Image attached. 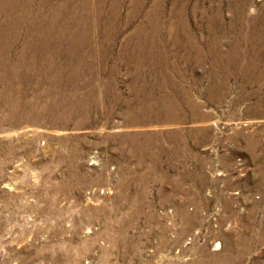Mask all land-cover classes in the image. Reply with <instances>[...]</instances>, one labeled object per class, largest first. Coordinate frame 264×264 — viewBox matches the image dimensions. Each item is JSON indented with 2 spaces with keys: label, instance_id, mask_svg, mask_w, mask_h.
<instances>
[{
  "label": "rangeland",
  "instance_id": "1",
  "mask_svg": "<svg viewBox=\"0 0 264 264\" xmlns=\"http://www.w3.org/2000/svg\"><path fill=\"white\" fill-rule=\"evenodd\" d=\"M11 1L0 264H264V0Z\"/></svg>",
  "mask_w": 264,
  "mask_h": 264
},
{
  "label": "bare ground",
  "instance_id": "2",
  "mask_svg": "<svg viewBox=\"0 0 264 264\" xmlns=\"http://www.w3.org/2000/svg\"><path fill=\"white\" fill-rule=\"evenodd\" d=\"M10 2V0H0V15L2 16L3 15V13H1V9H2V5L3 4H7V3H9ZM13 5H15V1L14 0H12L11 1V9H13L14 8V6ZM0 16V17H1ZM3 18V17H2ZM4 19V18H3ZM0 42H7L8 41V38H9V36H11L10 34L15 30V29H17V28H19L18 26H16V24H15V26L12 28V29H9L8 28V24L7 23H2V22H0ZM32 29L33 30H31V29H26L25 28V30H26V36H27V40H28V42H29V46H30V49L33 51L36 47H38V46H35L34 44H33V42L34 41H38V42H41V43H44V42H46L47 41V39L48 38H50V37H52V36H54L55 35V32H56V29L54 30V31H50V32H40V30H39V28H38V24L36 23V22H32ZM70 29H72V28H68V29H63V30H60L61 31V33H62V35L63 36H68V35H70L71 33H72V30H70ZM69 31H71V32H69ZM263 35V34H262ZM33 36H34V38H33ZM35 54H32L31 55V57H35V56H37V57H40V54L42 53H38V52H36V51H33ZM48 59H50V58H48ZM16 64H18V65H21L22 64V55L21 54H19L18 55V58L16 59ZM34 66V65H33ZM30 67V66H29ZM30 69V68H29ZM33 70V69H32ZM9 81H11V80H9Z\"/></svg>",
  "mask_w": 264,
  "mask_h": 264
}]
</instances>
